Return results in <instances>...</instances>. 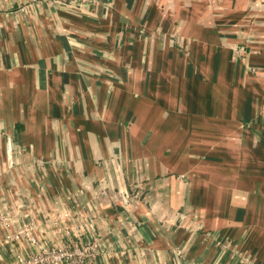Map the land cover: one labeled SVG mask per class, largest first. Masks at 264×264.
Here are the masks:
<instances>
[{
	"label": "crops",
	"instance_id": "obj_1",
	"mask_svg": "<svg viewBox=\"0 0 264 264\" xmlns=\"http://www.w3.org/2000/svg\"><path fill=\"white\" fill-rule=\"evenodd\" d=\"M264 264V0H0V264Z\"/></svg>",
	"mask_w": 264,
	"mask_h": 264
},
{
	"label": "built area",
	"instance_id": "obj_2",
	"mask_svg": "<svg viewBox=\"0 0 264 264\" xmlns=\"http://www.w3.org/2000/svg\"><path fill=\"white\" fill-rule=\"evenodd\" d=\"M30 227H22L7 235L9 240L25 239L31 245L35 241L30 234ZM36 246V245H35ZM97 251V242L92 241L83 246H69L67 242H49L46 245H37L35 251L21 257V264H82L86 258Z\"/></svg>",
	"mask_w": 264,
	"mask_h": 264
},
{
	"label": "rangeland",
	"instance_id": "obj_3",
	"mask_svg": "<svg viewBox=\"0 0 264 264\" xmlns=\"http://www.w3.org/2000/svg\"><path fill=\"white\" fill-rule=\"evenodd\" d=\"M52 243H56V242H52ZM67 244L69 246H72V245H76L74 241H68ZM85 245V244H84Z\"/></svg>",
	"mask_w": 264,
	"mask_h": 264
}]
</instances>
